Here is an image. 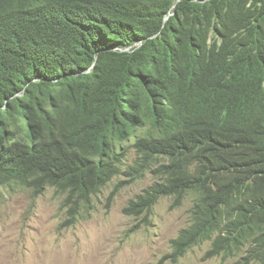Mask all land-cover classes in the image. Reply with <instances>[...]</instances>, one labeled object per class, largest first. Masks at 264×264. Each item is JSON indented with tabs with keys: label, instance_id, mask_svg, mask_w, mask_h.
Segmentation results:
<instances>
[{
	"label": "trees",
	"instance_id": "16d2710c",
	"mask_svg": "<svg viewBox=\"0 0 264 264\" xmlns=\"http://www.w3.org/2000/svg\"><path fill=\"white\" fill-rule=\"evenodd\" d=\"M123 172L156 176L140 226L195 196L159 264H264V0H0V189L56 188L72 226Z\"/></svg>",
	"mask_w": 264,
	"mask_h": 264
},
{
	"label": "rangeland",
	"instance_id": "374dc122",
	"mask_svg": "<svg viewBox=\"0 0 264 264\" xmlns=\"http://www.w3.org/2000/svg\"><path fill=\"white\" fill-rule=\"evenodd\" d=\"M120 176L83 207L75 225L65 197L48 189L35 198L26 189L0 193V264H159L170 251V240L190 223L191 201L171 209L163 198L154 208L153 224L138 228V220L123 213L129 201L154 183L155 176L125 187L110 197ZM210 244L197 247L178 264H238L239 259L203 260ZM172 264V263H168Z\"/></svg>",
	"mask_w": 264,
	"mask_h": 264
},
{
	"label": "clouds",
	"instance_id": "9594fccd",
	"mask_svg": "<svg viewBox=\"0 0 264 264\" xmlns=\"http://www.w3.org/2000/svg\"><path fill=\"white\" fill-rule=\"evenodd\" d=\"M140 45H141V44H139L138 46H140ZM89 71H90V70H89ZM133 143H134L133 140H131L130 143H129V145H128V147H129V148H128V151H129V149H130V145L133 144ZM134 158H135V155L133 154V150L131 149V150H130V155H129V161H128V163H129V164H132ZM127 159H128V156L125 158L124 168H126ZM123 171H126V169H124ZM147 174H152V173H147ZM147 174H146V175H147ZM122 175L125 176V177H127V178H129L127 175H125L124 172L121 173V174H119V175H117V176H114V177L111 179V181H110V182H109V183H108V184L102 189V191H103L107 186H109V185H110V184H111L116 178H118V177H120V176H122ZM146 175H144L143 177H141V178H139V179H136V181L143 179ZM152 175H154V174H152ZM154 176H155V175H154ZM155 179H156V176H155ZM129 180H130V178L127 179V180H121L120 183H121L122 181H129ZM136 181H135V182H136ZM155 181H156V180H155ZM155 181H154V182H155ZM135 182H134V183H135ZM120 183H119V184H120ZM134 183H132V184H134ZM119 184H118V185H119ZM132 184H129V185H132ZM153 184H154V183H153ZM153 184H152V185H153ZM118 185H117V186H118ZM129 185H127V186H129ZM152 185H150L149 187H151ZM117 186H116V187H117ZM127 186H126V187H127ZM149 187H147L146 189H148ZM4 188H10V189H12V190H14V189H16V188H19V189H26V190L31 191L32 194H33V196H34L35 198H38V197L44 195L48 189H54V190L56 191V193H58V190H57L56 188H54V187H50V186H49V187H47V189H46L41 195H38V196H37V195H35V193H34L32 190L27 189V188H24V187H21V186H19V185H15V184L2 187V188L0 189V193L2 192V190H3ZM146 189H144L143 192H144ZM115 190H116V188H115ZM115 190H114V191H115ZM122 190H123V189H122ZM122 190H120L119 192H121ZM102 191H101L100 193H98L97 195H93V196L91 197L89 208H87V207L84 206V205L82 206V204H81V210H82L83 207H84V208H86L87 211H89V210L91 209L92 199H93L94 197H97L99 194H101ZM114 191H113V193H114ZM119 192H118V193H119ZM143 192H142V193H143ZM113 193H112V194H113ZM118 193H116V195H117ZM142 193H141V194H142ZM58 194H60V193H58ZM141 194H139V195H141ZM60 195H63V194H60ZM116 195H115V196H116ZM139 195H137V196H136L135 198H133V199H136ZM63 196L65 197L67 203H69L70 211H71V214H72V210H71V202H69V201L67 200V197H66L65 195H63ZM115 196H112V195H111L110 200H113ZM163 198H171V199H173V203H174V198H173V197H162L161 199H163ZM133 199H131V200H133ZM161 199H160V200H161ZM131 200H130V201H131ZM160 200H159V202H160ZM130 201H129V203H130ZM186 201H191V203H192L191 210H192L193 205H194V202H195V196H194V195H191V196L187 197L186 200L183 202V204H184ZM159 202H158V203H159ZM79 203H80V199H79ZM129 203H128V205H129ZM158 203L154 206V208L158 205ZM183 204L180 205V206H175L174 208H171V209H176V208H178V207H181V206H183ZM128 205H127V206H128ZM172 205H173V204H172ZM127 206H126V207H127ZM126 207H125V208H126ZM171 207H172V206H171ZM125 208H124V209H125ZM81 210H80V215H81ZM191 210H190V223L188 224V226H190V224H191ZM123 213H124L125 215H127V216L134 217V219L138 220V224H139L138 228L146 227V226H140V223L143 222V220L137 219V217H135V216H132V215H128V214H126V213L124 212V210H123ZM80 215H79V216H80ZM70 217H71V215H70ZM70 217H69V218H70ZM153 217H154V209H153V215H152V224H153ZM77 218H78V217H77ZM77 220H78V219H77ZM76 222H77V221H76ZM75 224H76V223H75ZM75 224H74V225H75ZM69 225H70V224H69V222H68V226H69ZM70 226H71V225H70ZM72 226H73V225H72ZM151 226H152V225H151ZM188 226H186L185 228H187ZM149 227H150V226H149ZM185 228H183V229H185ZM183 229H182V230H183ZM182 230H180V232H181ZM180 232H179V234H180ZM179 234H178L175 238H173V239H176V238L179 236ZM173 239L170 240V251H169L168 253L171 252V241H172ZM205 244H210V248L207 250V252H208V251L211 249V247H212V240H210V241H206L205 243H203V244H201V245H199V246H197V247L204 246ZM197 247H195V248H197ZM195 248H193V249H195ZM193 249H192V250H193ZM192 250H190L189 252H191ZM189 252H188V253H189ZM207 252H206V253H207ZM168 253H167V254H168ZM188 253H187V254H188ZM206 253H205V255H206ZM187 254H186L183 258H181L180 261H179L178 263H180L181 260H183V259L187 256ZM165 255H166V254H165ZM205 255H204V257H205ZM247 255H248L247 248H245V250H244V252H243V256L246 257ZM204 257H203V260H205ZM215 258H223V260H225V258H224L223 256H219V257H215ZM215 258H212V259H215ZM161 259H162V258H161ZM161 259H160V260H161ZM212 259H209V260H212ZM230 259H239L238 264H239V262H240V260H241L240 257H237V258H228V259H226V260H230ZM205 261H207V259H206ZM159 263H160V261H159ZM178 263H176V264H178ZM167 264H168V263H167ZM253 264H260V263H253Z\"/></svg>",
	"mask_w": 264,
	"mask_h": 264
}]
</instances>
